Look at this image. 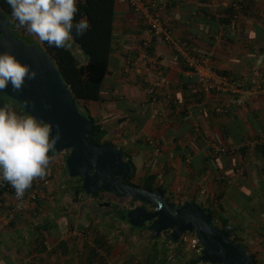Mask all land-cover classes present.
<instances>
[{"label": "crops", "instance_id": "1", "mask_svg": "<svg viewBox=\"0 0 264 264\" xmlns=\"http://www.w3.org/2000/svg\"><path fill=\"white\" fill-rule=\"evenodd\" d=\"M130 1L117 0L116 48L103 98L87 103L91 116L106 129L105 141L135 161L136 178L142 182L155 173L165 198L179 205L192 201L204 209L222 207L239 243L264 264V0H250L246 13L238 9L233 18L227 9L234 0L156 1L171 28L173 45L159 41L154 57L140 47L149 33L147 10L132 11ZM231 18L226 30L218 26ZM145 53L148 58H142ZM128 57L136 58L133 66ZM188 59L198 62L197 73L183 67ZM208 68L226 80L240 81L243 104L231 92L194 95L181 87L196 86L197 74H208ZM160 77L166 84L149 94V83ZM205 139L240 149L216 153ZM55 169L58 176H49L51 184L34 179L29 189L37 190L39 201L29 209L16 208L19 202L5 197L0 208V264H86L92 248L81 235L85 225L74 227L68 208L58 205L65 176L61 167ZM43 197L46 209L40 204ZM50 197L54 202H47ZM93 213L89 217L98 215ZM61 241L67 250L59 246Z\"/></svg>", "mask_w": 264, "mask_h": 264}, {"label": "water", "instance_id": "2", "mask_svg": "<svg viewBox=\"0 0 264 264\" xmlns=\"http://www.w3.org/2000/svg\"><path fill=\"white\" fill-rule=\"evenodd\" d=\"M0 53H9L35 71L34 78H25L21 90L11 84L0 90L15 99L30 116L50 123L59 139L53 145L57 153L69 151L66 165L72 177L82 178L87 195L103 190L118 197H130L150 205L127 212L129 223L141 226L150 222L153 238L171 230L173 242L185 232L196 233L204 246L200 260L210 264H256L247 248L232 241L233 233L213 225L210 213L192 201L177 204L160 190H149L126 182L132 165L120 148L109 142H91L93 119L76 103L73 93L64 82L52 59L38 45H29L15 34L11 21L0 7ZM108 204V203H101Z\"/></svg>", "mask_w": 264, "mask_h": 264}, {"label": "trees", "instance_id": "3", "mask_svg": "<svg viewBox=\"0 0 264 264\" xmlns=\"http://www.w3.org/2000/svg\"><path fill=\"white\" fill-rule=\"evenodd\" d=\"M158 1V0H155ZM116 3L117 0H77V8L78 11L74 17L73 23L79 21L81 18H86L89 21L90 29L85 32L84 35L78 36L75 33V30H73L72 33V40L70 41V47L66 48H55V47H49L46 42H41L37 36L34 34H30L26 27H22L19 25L18 21L15 20V18L12 16V10L10 6L5 2V0H0V7L4 10L6 15L9 17L11 21V26L15 31V34L19 36L23 41H29L32 43H38L39 46L47 53V55L52 59L54 65L60 72L64 82L67 84L68 88L71 90V92L74 95V98L76 99V103L79 106L80 109H82L88 116H90L93 119V130L90 135L91 142L101 145L105 141V136L107 135L106 129L103 127L101 123H99L97 120H95L87 107V103L90 101H99L102 97L103 92V85L105 82V79L110 72V64L113 56V52L116 48V40L117 36L115 34V20L117 17L116 13ZM160 3V2H159ZM250 4V0H234L233 4L227 9L228 14L232 16L238 14V9L242 13H246V10L248 9ZM130 8L132 11H136V5H132L131 2H129ZM152 9V7H150ZM165 11L167 9L165 8ZM164 11V12H165ZM152 13L155 14L156 11L151 10ZM230 18V17H228ZM233 18V17H232ZM231 20H224L222 23H219L218 26L222 27L226 30L227 27L230 26L232 23ZM149 29V26H148ZM170 39H167V35H156L153 36V39L148 43L144 44L141 41V49L144 47L149 52V55L154 53L150 56H155L156 51H154L156 47V43L159 41H162L166 45L170 46L173 45V41L171 38V28L168 29ZM146 42V41H145ZM170 44V45H169ZM189 40L186 41V46H189ZM127 60L129 61L130 65L133 66V64L136 61V58L134 57H128ZM186 63V62H185ZM183 64L185 69H189L186 64ZM221 74V72H219ZM224 75L227 73L224 72ZM232 80H238V79H232ZM181 87H183L184 90L188 87V84L182 83ZM3 105H9L10 109L15 111L18 115H25L27 114L24 110V107L20 105L15 99L9 97L7 94L0 92V106ZM29 115V114H27ZM125 153V152H124ZM59 153L55 152L53 150V147L51 148L49 152L50 156V163L48 166H51V162H53V158L57 156ZM127 153H125V157ZM68 157V154L65 155L64 159L61 163V169L60 174H64V176H68L67 185L69 187L70 193H71V204L75 205L80 202L81 195L85 194L84 189L82 188V178L81 177H72L67 169L66 165V159ZM128 161H130L132 165V173L130 176L126 179L127 183H130L135 186H142L149 190H160L162 194L165 196V189L162 185H157L156 179L157 175L155 173H149L146 175L145 179L140 183L137 184L133 182V178L135 177L137 167H135L134 163L132 162L131 157L127 158ZM54 174H56V170H53L50 174V178L54 177ZM46 183V180H41V183ZM43 185H46L44 184ZM42 184H37V186ZM103 190L97 191L95 194L90 195L93 197H97ZM27 190L24 193V196L27 195ZM5 195L11 197V199H14L15 196V190L14 188L6 181L0 180V200L2 198V201H4ZM33 200L39 201L38 197L36 196ZM131 200L134 202L135 200L131 198ZM1 201V202H2ZM16 206V205H15ZM2 205L0 204V208ZM200 208H203L199 206ZM221 208L219 209H205L208 213L211 214L213 219V225L217 227H221L231 233H233V227L231 230H228V220L225 216L221 213ZM204 209V208H203ZM127 211L128 209L119 208L117 214L122 212L120 214V218L126 222L128 221L127 217ZM130 224V223H129ZM133 228L135 226L131 225ZM44 236V235H43ZM151 252L149 256L146 258V261L142 262L144 264H166L170 258L167 257L170 250L167 246V244L163 245L161 249L158 248V239L153 238V232L151 233ZM44 238V237H43ZM169 240L172 246H178L177 251L182 253L181 247L178 245V242H171V237L169 236ZM232 241L235 243H239L238 237L236 233H233ZM107 239L105 236L101 235L96 239V247H91L92 251L89 253L86 264H95L96 257L99 253V249H103L106 253V255H109L110 252L114 249V246H109V249L105 248L107 245ZM43 244V243H42ZM44 246V245H43ZM60 247L67 250V244L65 241L60 242ZM165 251V252H163ZM180 253L178 256H180ZM128 259L125 260L122 264H140L138 258L136 256L131 255L130 257H127ZM177 258V257H176ZM105 261V259H103ZM173 260H170V264H175ZM191 260V261H190ZM187 262H192V264H196L200 262V257H197L195 259H190ZM186 262V263H187ZM100 264H105L102 262V259H100ZM256 264H261L256 259Z\"/></svg>", "mask_w": 264, "mask_h": 264}, {"label": "clouds", "instance_id": "4", "mask_svg": "<svg viewBox=\"0 0 264 264\" xmlns=\"http://www.w3.org/2000/svg\"><path fill=\"white\" fill-rule=\"evenodd\" d=\"M19 25L26 27L49 47H70L72 33L82 36L90 29L89 21L81 18L73 23L78 11L77 0H5ZM15 56L0 53V90L11 84L21 90L25 78H34ZM53 135L50 123L34 116L18 115L9 105L0 106V180L8 182L17 199L24 196L34 179L42 178L50 163L49 152L59 139L58 126ZM232 228V227H231ZM231 230V229H229Z\"/></svg>", "mask_w": 264, "mask_h": 264}, {"label": "rangeland", "instance_id": "5", "mask_svg": "<svg viewBox=\"0 0 264 264\" xmlns=\"http://www.w3.org/2000/svg\"><path fill=\"white\" fill-rule=\"evenodd\" d=\"M24 42H26L29 45L34 44L39 46L38 43H32L29 41H24ZM68 153L69 151H64L59 153L57 156H55V160H54L55 165L53 164L51 166H48L45 175L42 178H37V180L49 181L50 174L52 173L53 170H56L55 166L57 165L58 167H60L62 160L64 159L65 155ZM134 162L135 161H133V163ZM57 176L58 174H56V177ZM64 178H65L63 180L64 183L61 184L62 186H60L62 187L63 192L61 197L59 198L60 201H58V205L63 209L68 208L66 215L69 220L68 219L67 220L74 227L79 226V224L85 225L86 230L82 232L81 235L85 237L87 241H89L91 247H96L95 246L96 239L100 237L102 234L107 236L106 238L107 241H110L111 242L110 245L114 246V249L110 252L109 255H106L105 251L102 248L99 249V253L96 257L95 264H100V259H102V262H104L105 264H122L125 262V260L128 259L127 257H130L131 255L136 256L140 264H144L142 262L146 261V258L149 256L152 248L151 246L148 247L147 244L150 243L151 232L150 231L147 232L144 230L133 231L130 227V224L120 219L119 214H117L119 208L125 209L133 205V201L130 200L131 198L128 197L119 198L116 195H113L106 191H102L97 197L83 194L82 196L84 198H82L79 203L73 205L71 204V199H72L71 193L67 185L68 176H65ZM48 181L47 183L51 184L50 181H52V179L49 182ZM133 182L140 184L141 180H139V178L134 177ZM32 189L33 190L29 189L27 191L32 192L35 190V188ZM44 199L45 198L43 197L42 201L40 202L43 208L47 207L46 203L44 202ZM50 200L54 202V199H52L51 197L47 199V202L49 203ZM107 202L110 204L109 205L103 204L102 206L99 205V203H107ZM33 203L35 204L34 200L31 201L27 200L24 203H17L16 208L19 206L25 209H29L31 206H34ZM94 211L98 213L96 217L93 215ZM90 212L93 213L91 217H89ZM68 234L70 236V237L68 236V238H70L69 240H73L71 239L72 237L71 233ZM169 234H170L169 231H165L159 237H157L158 248L161 249L163 245L167 244L170 250L167 257H169L170 260H173L174 258L175 264H187L188 263L187 261L193 259L194 255L191 253L184 252L182 249H181L182 253L178 252L177 251L178 246L171 247ZM179 253L180 256H178ZM103 259H105V261ZM170 260L166 264H170ZM200 264H204V263L201 262Z\"/></svg>", "mask_w": 264, "mask_h": 264}, {"label": "built area", "instance_id": "6", "mask_svg": "<svg viewBox=\"0 0 264 264\" xmlns=\"http://www.w3.org/2000/svg\"><path fill=\"white\" fill-rule=\"evenodd\" d=\"M132 5H136V9H142L141 7H144L145 10H147L146 12V17L149 18L148 20V37L147 40L145 42V44H148L152 39L153 36L156 35H167V39H170V35H169V26L167 25L166 21L164 20V17L162 16L163 13L161 12V7L158 5V3L155 0H131L130 1ZM150 7H152V9H154L155 14L152 13L150 10ZM150 11V12H149ZM165 21V22H164ZM149 55L147 53H145V57L142 58H148ZM154 60V59H153ZM199 60V59H198ZM202 62V61H200ZM155 63H159V62H155ZM186 66L191 70L192 73H197L196 72V67L198 62L194 59H188L186 60ZM204 66H206V64H204L203 62L201 63ZM208 74H206V72H199L198 75V80H197V85L194 87L189 86V90H192V94L194 95H202L203 92L205 91H215L218 93H222V92H231V94L233 95L235 101L238 104H243L244 99L242 97V92H241V88H240V81L239 80H226L224 79L223 76L217 74V73H213L209 68L207 71ZM211 73V74H209ZM166 84V79L164 77H160L157 78L156 80L152 81L149 83L148 85V91L149 94L155 95L158 91V89L162 86ZM192 88V89H191ZM217 111H224L223 108H217ZM205 141L214 148V151L216 153H221V152H229V153H235L237 150H239L240 148L237 146H232V147H221L220 145H217L216 143L206 140ZM264 142V137L263 140ZM5 197H7V195H5ZM36 197V191H32V192H27L26 196H23L20 199H17L16 195L14 196V199L19 202V203H24L27 200H33ZM2 198L0 200V204L3 205V201ZM231 229V226H228V230ZM179 246L182 248V250L184 252L187 253H191L193 254V259L197 258V257H201L202 253H203V249L204 246L201 243V241L198 239L196 233L194 232H185L183 233L180 238H179ZM191 261V260H190ZM188 262L187 264H192V262ZM203 261H200L196 264H200ZM186 263V262H185ZM204 264H210L207 262H203Z\"/></svg>", "mask_w": 264, "mask_h": 264}, {"label": "flooded vegetation", "instance_id": "7", "mask_svg": "<svg viewBox=\"0 0 264 264\" xmlns=\"http://www.w3.org/2000/svg\"><path fill=\"white\" fill-rule=\"evenodd\" d=\"M69 154V153H68ZM119 198H121V197H119ZM131 200V199H130ZM139 206H145L148 210H150L151 209V207H150V205H148V204H146V203H144V202H140V201H137V200H135L134 202H133V205H131L129 208H128V211L127 212H129L130 210H132V209H134V208H137V207H139ZM127 209V208H126ZM151 223V221L150 222H146V223H144V224H142L141 226H135V225H133V224H131L130 223V225H133V226H135V229L132 227V226H130L131 227V229L133 230V231H136V230H144V231H150L151 233H152V231L149 229V224Z\"/></svg>", "mask_w": 264, "mask_h": 264}]
</instances>
